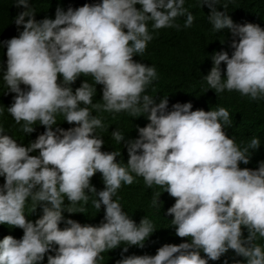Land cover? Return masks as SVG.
<instances>
[{
	"label": "clouds",
	"instance_id": "obj_1",
	"mask_svg": "<svg viewBox=\"0 0 264 264\" xmlns=\"http://www.w3.org/2000/svg\"><path fill=\"white\" fill-rule=\"evenodd\" d=\"M15 3L26 9L15 17L23 31L0 42L7 46L6 68L0 65V72L7 91L16 94L7 111L25 134L36 124L45 131L25 146L0 127V177L5 181L0 185V224L24 231L21 239L9 235L0 240V264H41L50 251L55 255L47 256V264H99L102 253L121 244L126 245L124 252L131 245L142 248L156 229L145 217L137 225L113 199L122 185L133 183V173L147 187L160 186L176 198L167 214L173 217L176 235L190 242L165 244L154 256L133 255L117 264H208L229 249L245 257L246 264H264V247L253 243L257 236L264 238V161L257 169L239 167L250 162L249 151L259 148L260 139L240 148L224 130L232 118L223 107L193 111L188 102L168 111L167 97L157 103L145 94L157 78L155 67L133 59L143 56L153 39L149 21L154 30L179 27L175 19L187 14L184 27L193 24L185 0H102L67 11L57 7L55 19L39 21L29 0ZM202 4L211 8L208 18L217 32L227 28L239 37L231 43V56L227 51L212 54L213 67L204 76L207 90L264 99V28L234 24L226 11L216 10L218 0ZM221 62L226 64L224 74ZM80 76H91L94 86L85 80L73 92L70 85ZM97 84L103 85V105L93 103ZM88 106L124 111L133 118L147 114L150 123L137 126L138 138L125 141V134L112 132L117 143H126V166L116 159L120 151H101L105 141L96 129L103 124ZM61 114L76 126L54 130ZM36 150L38 155H30ZM97 172L105 184L100 191L90 182ZM86 193L98 197L93 200L96 209L104 206L98 226L63 215L75 213L65 210V198L71 204L87 202ZM160 194L152 201L154 207ZM29 198L35 202L33 210L37 205L43 209L34 223L25 215ZM62 221L67 225L63 229Z\"/></svg>",
	"mask_w": 264,
	"mask_h": 264
},
{
	"label": "trees",
	"instance_id": "obj_2",
	"mask_svg": "<svg viewBox=\"0 0 264 264\" xmlns=\"http://www.w3.org/2000/svg\"><path fill=\"white\" fill-rule=\"evenodd\" d=\"M102 0H29V5L34 7L36 20L44 18L55 19L57 7L63 8L65 11L69 7L73 9L79 8L85 4H100ZM202 0H185L184 8L191 12L194 16L193 24L190 27H184L187 14L178 16L174 23L179 27H169L154 30L152 21L148 22L149 32L153 39L148 42L143 56L134 55L133 59L137 62L148 66H154L157 72V78L147 86L146 95L155 98L157 103L161 98L167 97L168 111L173 110L172 105L176 103L191 102L192 110L202 109L204 111L216 110L219 107L227 109L232 118V124L224 130L226 134L234 139V142L244 148L249 145L252 138L258 137L261 145L256 150H250V162L248 164L240 163V168L257 169L259 162L264 161V99L251 100L249 97L242 96L237 91H223L216 93L213 89H208V84L204 76H206L213 67L212 54L220 51H227L229 56L232 55L234 49L231 47L233 39L239 40V37L233 36L231 30L225 28L216 31L210 23L208 16L211 14V8L207 4H202ZM223 5H227L225 9ZM139 9L141 6L138 4ZM24 6H17L15 0H0V42H5L13 37H18L23 31V25L19 27L15 23V17L25 11ZM216 10L225 12L231 17L234 24L243 25L246 23L258 24L264 28V0H218ZM28 17H25L27 20ZM221 41H224L223 43ZM7 46H0V65L6 68ZM222 74L226 73V64L221 62ZM3 73L0 72V127L5 131L3 134L11 135L18 143L28 145L34 142L37 137L45 131V126L36 124L31 134H25L22 131L21 124H17L13 117L8 113L7 108L14 103L15 93L7 91ZM62 80V77H60ZM94 86V80L91 76L78 77L71 85L73 92L79 88L84 81ZM26 86L21 85V88ZM103 85H96V94L93 96V103L103 105L102 100ZM207 90V91H206ZM84 107V105H81ZM92 114L102 121L103 127L96 129V134L105 141L101 151L112 152L120 151L121 155L116 159L123 166L129 159L127 146L125 142L117 143L113 138L112 132L115 130L125 134V141L138 138V127H145L150 121L147 114L139 117H131L127 112L110 113L101 110L92 109L88 106ZM57 125L53 126L67 130L75 127V124H69L64 120V116L57 115ZM39 150L30 153V155H38ZM134 181L131 185H122L117 191V200L122 209L135 221L137 225L145 217L156 229L148 239L144 242V246L135 245L128 246V251L123 249L126 245L121 244L115 249L102 253L103 259L99 264H117V261L129 256H154L157 250L165 244H181L190 242L187 237H179L176 235L175 226L172 225L173 217L167 214V209L172 207L176 198L172 197L164 188L153 185L147 187L143 177L136 176L134 173ZM4 177H0V185L4 183ZM91 184L97 191L103 190L105 184L102 174L97 172L91 178ZM87 191V190H86ZM161 193V194H160ZM89 195L87 202L80 201L71 204L65 198V210H72L75 213L65 211L63 213L66 219L75 220L82 225L98 226L104 221V206L98 210L93 205V200L98 199L93 193ZM159 196V205L154 207L152 201ZM35 202L28 199L25 205L26 218L33 223L43 215L41 205L33 210ZM80 211V212H77ZM67 225L62 221L59 225L61 229ZM243 235L248 236L246 227H242ZM13 236L21 239L24 235L23 229L12 227L7 224H0V240L5 236ZM264 247V238H257L253 241ZM55 255L50 251L44 257L41 264H47V256ZM201 256H205L201 252ZM246 264V258L237 255L234 250L229 249L227 253L222 255L219 260H209L208 264Z\"/></svg>",
	"mask_w": 264,
	"mask_h": 264
}]
</instances>
